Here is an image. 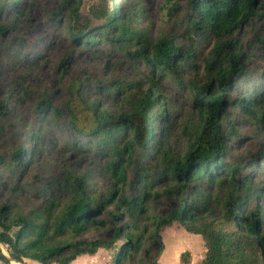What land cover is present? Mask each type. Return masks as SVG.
<instances>
[{"label":"rangeland","instance_id":"rangeland-1","mask_svg":"<svg viewBox=\"0 0 264 264\" xmlns=\"http://www.w3.org/2000/svg\"><path fill=\"white\" fill-rule=\"evenodd\" d=\"M13 1L14 11L1 22L9 29L8 33L0 32V102H7L12 112L9 117L0 115V207L10 205L13 213L31 221V231L22 245H55L73 240L69 230L57 226L54 220L78 198V190L68 185L81 178L89 198L113 195V203L101 218L105 225L88 227L77 237L79 240L88 243L94 238H112L114 229L125 225L139 238L141 246L130 264H152L151 261L203 264L205 243L184 225L173 223L162 229L160 237L153 235L154 222L177 205L165 192L181 183L172 176V162L183 160L190 140L200 127L198 110L203 107V100L195 102L192 86L202 88L211 79L216 37L193 30L189 9L179 0H83L79 19L67 18L63 24L52 19L53 0ZM114 5L121 14L125 12L128 25L148 45L163 37L171 38L185 50L191 49L194 57L184 62L177 74L160 76L143 60L132 57L140 47L138 42L131 41L119 49L101 42L95 48L77 50L65 69L61 61L74 49L65 26L98 27ZM133 5L138 7L137 12ZM232 37L237 39L243 53L245 69L230 92L233 98L239 95L248 98L258 85L264 91V18L248 21ZM229 50L234 51V47ZM73 81L85 83L82 93L86 101L99 100L111 114L128 108V95L133 99L152 87L165 103L169 119L167 131L157 124L152 148L158 142L161 147L128 148L129 129L117 133L113 140L103 134L95 138L80 135L71 127L64 108ZM99 82L112 89H97ZM19 87L27 89V93L17 92ZM43 94L52 97L55 110L41 118L36 105ZM261 109L264 112V103ZM224 114L234 126L236 136L227 138L229 148L222 161L239 167V179L251 176V191L259 199L264 216V118L262 123L234 109L232 102ZM38 131L36 138L32 133ZM20 146L29 152L23 157V165L16 167L11 156ZM120 174L125 177L124 183L119 181ZM228 174V169L223 168L214 182L203 178L188 187L194 195L200 192L205 195L214 213L215 228L223 233L236 231L223 218L220 204L229 188ZM245 202L251 205L250 209L254 208V203ZM111 212L122 214L121 221L113 220ZM17 231L19 228L13 226L9 234L14 237ZM116 245L119 247L120 242ZM0 247L8 254L6 246ZM245 253L247 258H257L264 264V249L259 243H254ZM113 255L114 250L101 249L95 256L83 255L72 264H110ZM23 261L40 264L27 258Z\"/></svg>","mask_w":264,"mask_h":264},{"label":"trees","instance_id":"trees-1","mask_svg":"<svg viewBox=\"0 0 264 264\" xmlns=\"http://www.w3.org/2000/svg\"><path fill=\"white\" fill-rule=\"evenodd\" d=\"M53 1L54 7L50 13L54 22L63 24L67 18L79 19L83 0ZM179 1L184 2L189 9V23L193 30H201L206 35H213L217 39V44L213 50L214 58L210 63L211 79L202 88L192 86L195 90V102L203 100L201 101L203 107L198 110L200 127L190 140L183 160L172 162V176L181 183L167 190L165 194L176 201L177 205L154 222L153 237H160L163 228L179 223L184 225L188 232L202 237L206 247L203 264H261L257 258H247L245 253L254 243H259L264 249V232H262L264 216L259 199L251 191V176L239 179V167L225 165L222 159L229 148L227 138L236 136L234 126L229 123L227 114L223 115L230 102L234 104V109L263 123L264 112L261 107L264 103V91H261V86L253 88V93L248 98L240 95L233 98L230 90L245 69L243 53L237 45V39L232 36L248 21L264 18V0ZM15 7L16 2L13 0H0V32L3 35L8 33L9 29L1 22L12 14ZM133 7L134 12H137L138 7L136 5ZM124 9L122 7V11ZM118 10L114 5L112 12L104 17V22L98 27L81 28L70 24L65 26L67 38L74 48L61 61L65 69L68 59L73 57L77 50H89L101 42L109 43L116 49L123 48L131 41L138 42L140 47L132 57L143 60L160 76L166 73L177 74L181 65L194 57L191 49L185 50L184 46L178 45L171 38L163 37L148 45L146 40L128 25L125 12L121 14ZM233 47L234 51H230L229 49ZM84 87L85 83L82 81L71 82L68 87L69 100L64 105L70 116L71 127L80 135L95 138L103 134L113 140L117 133L129 129L131 137L126 144L128 148L153 150L155 147L158 149L161 147V142H158L152 148L157 124H161L163 130L167 131L169 119L165 103L161 101L159 93L153 92L152 87L142 91L133 99H129L130 95H128V108L118 114H111L103 109L99 100L86 101L82 93ZM97 89L109 91L112 87L108 85L105 87L103 82H99ZM17 92L24 94L27 93V89L19 87ZM53 110L55 106L52 97L43 94L37 102L36 113L43 118ZM11 114L9 104L0 102V115L9 117ZM32 135L38 138L39 131ZM32 139L33 136H30L29 140ZM27 152L29 150L25 146H20L13 152L11 159L14 166L17 167L22 163ZM28 154L31 155V149ZM223 168L228 169L230 181L220 204L224 209L223 218L236 229L231 233H223L215 228L214 213L205 201V195L201 192L194 195L188 189L191 184L203 178L214 182ZM119 181L125 182L123 174H120ZM68 186L78 190V198L67 205L59 218L54 221L57 222V226L63 225L64 229L69 230L73 238L69 242L55 245L33 246L30 243L22 245L31 231V221L17 212L13 213L10 205L0 207V227L3 230L0 233V245L6 246L10 259L23 261L27 258L40 264H72L83 255L95 256L99 250L104 249L114 250L110 264L133 262L141 250L140 240L125 225L116 227L112 238H94L88 243L77 238L90 226L105 225V221L101 218L106 208L113 203V195L110 198H89L81 178L74 179ZM142 200L143 198L135 202V205H139ZM246 200L248 203H254L253 209L249 208L251 205H247ZM110 214L113 220L121 221L122 214L112 212ZM7 220L10 221L8 225ZM13 226L19 228L14 237L9 234ZM118 241L120 246L116 247ZM146 255L148 257L149 253ZM0 261L9 263V258L2 252L1 247ZM151 263L158 264L157 261Z\"/></svg>","mask_w":264,"mask_h":264},{"label":"built area","instance_id":"built-area-1","mask_svg":"<svg viewBox=\"0 0 264 264\" xmlns=\"http://www.w3.org/2000/svg\"><path fill=\"white\" fill-rule=\"evenodd\" d=\"M2 252H3V250H2ZM5 255L9 258V263L8 264H27L25 261H15V260L10 259V257L8 256V254H5Z\"/></svg>","mask_w":264,"mask_h":264},{"label":"crops","instance_id":"crops-1","mask_svg":"<svg viewBox=\"0 0 264 264\" xmlns=\"http://www.w3.org/2000/svg\"><path fill=\"white\" fill-rule=\"evenodd\" d=\"M7 258H8V257H7ZM0 264H8V263H3V262L0 261Z\"/></svg>","mask_w":264,"mask_h":264}]
</instances>
